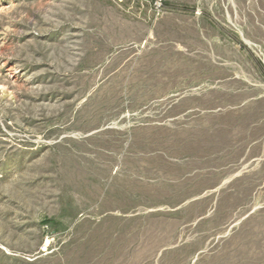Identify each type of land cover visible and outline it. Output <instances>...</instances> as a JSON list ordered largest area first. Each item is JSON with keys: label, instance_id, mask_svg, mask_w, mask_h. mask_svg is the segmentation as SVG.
<instances>
[{"label": "rangeland", "instance_id": "rangeland-1", "mask_svg": "<svg viewBox=\"0 0 264 264\" xmlns=\"http://www.w3.org/2000/svg\"><path fill=\"white\" fill-rule=\"evenodd\" d=\"M0 264H264V0H0Z\"/></svg>", "mask_w": 264, "mask_h": 264}]
</instances>
